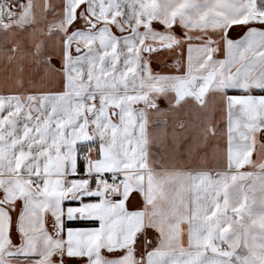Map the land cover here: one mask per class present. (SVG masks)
<instances>
[{"label": "snow or ice", "instance_id": "1", "mask_svg": "<svg viewBox=\"0 0 264 264\" xmlns=\"http://www.w3.org/2000/svg\"><path fill=\"white\" fill-rule=\"evenodd\" d=\"M0 32L52 78L0 92V264H264V0H0ZM209 97L211 160L165 167L159 101Z\"/></svg>", "mask_w": 264, "mask_h": 264}, {"label": "crops", "instance_id": "2", "mask_svg": "<svg viewBox=\"0 0 264 264\" xmlns=\"http://www.w3.org/2000/svg\"><path fill=\"white\" fill-rule=\"evenodd\" d=\"M49 2L55 4L58 0H49ZM8 39L10 42L13 37L10 35ZM39 40H47L46 35L33 36L29 30L20 34L18 43L22 48L27 49L32 46L34 41ZM4 42L5 36L0 32V48L3 47ZM21 66L24 68L23 73L19 71ZM6 77L10 87L15 86L17 79L22 80L25 89L38 90L52 86L50 74L34 63L6 66L3 59H0V92L3 91ZM208 100L210 106L203 112L195 107L190 111L170 109L166 102L159 101L161 109H168V111L164 115H153L150 119L149 132L152 140L150 150L158 161L164 163L165 167L172 166L173 157L181 166H195L200 162L198 159H181L187 157L190 149L193 152L199 149L201 155L206 149L211 160L213 149L204 144L201 137V125L212 115V98L209 97ZM215 115L219 116V113L217 112Z\"/></svg>", "mask_w": 264, "mask_h": 264}]
</instances>
